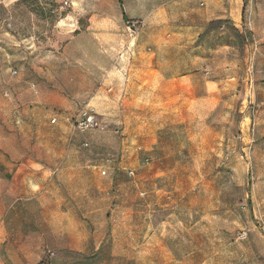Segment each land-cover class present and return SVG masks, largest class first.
I'll list each match as a JSON object with an SVG mask.
<instances>
[{
  "label": "rangeland",
  "instance_id": "obj_1",
  "mask_svg": "<svg viewBox=\"0 0 264 264\" xmlns=\"http://www.w3.org/2000/svg\"><path fill=\"white\" fill-rule=\"evenodd\" d=\"M18 1L0 0V177L23 212L14 231L0 214V264H264V0L48 19ZM150 63L195 78L189 112L146 87Z\"/></svg>",
  "mask_w": 264,
  "mask_h": 264
},
{
  "label": "crops",
  "instance_id": "obj_2",
  "mask_svg": "<svg viewBox=\"0 0 264 264\" xmlns=\"http://www.w3.org/2000/svg\"><path fill=\"white\" fill-rule=\"evenodd\" d=\"M197 1L199 0H169L170 2L169 7L171 8H173L174 6L189 7V6L195 5ZM188 13L191 14L193 13V11L188 10ZM209 14L210 12L208 11L204 13V15H209ZM211 20H213V17L208 18L207 22ZM191 29L192 27L187 28L188 34L190 33L189 31ZM179 37H182V35L179 34V32H177V33L172 34L169 38L176 39ZM147 71H149L146 76V87L148 89L158 87V86L165 87L164 90L162 91L166 96L169 97V100H168L169 103L173 105H177L179 102H182V106H180L177 109L174 108V110H172L173 112H180V115L182 116V111L184 112L190 111V109L188 108L187 102H190L192 98H187L186 94L191 92L192 83H193V80L195 79L194 77L184 76V77H173L170 79H165L156 69V66L154 63H150L148 65ZM204 84L207 86V85H210L211 82L205 81ZM45 180H46V177H45ZM24 181L29 182L30 178L27 177L24 179ZM22 191H23V188L18 183L11 184V182L7 180V177H0V214L9 215L8 216V221H9L8 228L12 231L14 230L12 228L13 223H11L13 221V216L11 215L17 216V214L22 213L23 210H20L14 206L17 200H15V202L13 203H11V200L20 197ZM14 237H15V234L12 233L10 234L9 239H12ZM21 250L22 249H20V251Z\"/></svg>",
  "mask_w": 264,
  "mask_h": 264
},
{
  "label": "trees",
  "instance_id": "obj_3",
  "mask_svg": "<svg viewBox=\"0 0 264 264\" xmlns=\"http://www.w3.org/2000/svg\"><path fill=\"white\" fill-rule=\"evenodd\" d=\"M59 0H19L18 6L27 4L30 9V12L39 14L43 18H57L58 17V7Z\"/></svg>",
  "mask_w": 264,
  "mask_h": 264
},
{
  "label": "built area",
  "instance_id": "obj_4",
  "mask_svg": "<svg viewBox=\"0 0 264 264\" xmlns=\"http://www.w3.org/2000/svg\"><path fill=\"white\" fill-rule=\"evenodd\" d=\"M104 174H106L105 172H104ZM133 174V172H130V175H132Z\"/></svg>",
  "mask_w": 264,
  "mask_h": 264
}]
</instances>
